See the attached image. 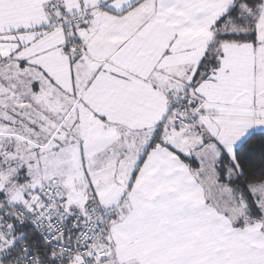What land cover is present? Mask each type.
Masks as SVG:
<instances>
[{"label": "snow or ice", "instance_id": "snow-or-ice-1", "mask_svg": "<svg viewBox=\"0 0 264 264\" xmlns=\"http://www.w3.org/2000/svg\"><path fill=\"white\" fill-rule=\"evenodd\" d=\"M0 264H264V0H0Z\"/></svg>", "mask_w": 264, "mask_h": 264}]
</instances>
